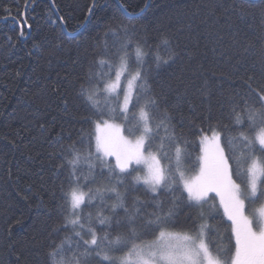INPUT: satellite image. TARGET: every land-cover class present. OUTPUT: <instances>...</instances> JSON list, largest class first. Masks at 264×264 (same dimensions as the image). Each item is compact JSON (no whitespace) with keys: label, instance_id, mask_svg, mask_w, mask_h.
<instances>
[{"label":"trees","instance_id":"1","mask_svg":"<svg viewBox=\"0 0 264 264\" xmlns=\"http://www.w3.org/2000/svg\"><path fill=\"white\" fill-rule=\"evenodd\" d=\"M121 3L129 19L121 15ZM113 16L146 28L153 44L164 34L176 53L167 65L153 68L149 83L172 115L177 134L189 141L190 155L183 159L187 173L199 167L197 129L230 127L229 97L247 92L249 84L264 88V0H0V264H46L49 234L61 223L57 204L65 176L49 154L60 152L58 134L65 148L75 144L85 150L91 142L94 150L95 117L79 94L80 84L90 70L108 71L96 63L99 59L116 63L103 47L107 40L111 54L113 45L125 39L118 30L104 36V25ZM160 54L167 52L161 48ZM95 164L92 187L103 192L107 169L101 177L99 161ZM81 165L88 174L87 164ZM120 191L129 207L133 197L143 202L141 218L166 210L173 199L161 191L158 208L143 185ZM174 196L183 199L179 191ZM214 203L219 205L217 198ZM91 211L95 218L96 209ZM185 211L181 204L170 231L192 234ZM213 214L216 219L208 223L219 249L213 254L223 259L234 253L235 239L222 208ZM66 234L71 235L53 237L59 241ZM137 234V244L155 239L140 228Z\"/></svg>","mask_w":264,"mask_h":264},{"label":"snow or ice","instance_id":"2","mask_svg":"<svg viewBox=\"0 0 264 264\" xmlns=\"http://www.w3.org/2000/svg\"><path fill=\"white\" fill-rule=\"evenodd\" d=\"M120 7L121 15L129 19L128 8L124 3ZM240 15H244L242 9ZM104 27L105 37L115 36L118 30L125 39L119 47L113 45L111 54L105 40L104 55L114 56L116 63L99 59L96 63L108 71L90 70L80 84L79 94L95 117L94 150L91 142L85 150L75 144L65 148L58 134L60 152L49 154L58 161L54 168L65 176L57 204L61 223L49 234L46 264H89L91 259L96 264H264V88L253 89L249 84L247 92L229 97L230 127L209 124L207 130L197 129L202 150L199 172L186 178L181 166L190 155L189 141L177 134L172 115L149 83L153 68L159 70L175 59L169 39L161 34L153 44L146 28L130 20L125 24L116 16ZM161 48L166 56L160 54ZM125 124L134 140L123 135ZM82 161L88 174L82 170ZM95 161H99L101 177L107 169L108 186L103 192L92 187L96 183ZM141 171L144 175L138 174ZM138 185L152 194L158 208V193L172 195L170 206L141 218L143 202L133 197L129 207L120 191ZM177 191L183 199L175 198ZM210 194L215 195L210 199ZM216 198L219 205L214 203ZM107 199L115 203L107 204ZM181 204L192 234L169 230L176 226ZM217 207L230 222L235 239L234 253L223 259L213 255V249L217 253L219 249L212 240L214 226L208 223L216 219L213 213ZM91 209H96L95 218ZM138 228L155 239L143 246L137 244ZM59 232L71 235L58 241L53 233Z\"/></svg>","mask_w":264,"mask_h":264},{"label":"rangeland","instance_id":"3","mask_svg":"<svg viewBox=\"0 0 264 264\" xmlns=\"http://www.w3.org/2000/svg\"><path fill=\"white\" fill-rule=\"evenodd\" d=\"M121 85L122 86H125L124 84H123V79H122V81H121ZM115 123H121L120 121H114ZM95 127V126H94ZM123 127H124V132H123V135L125 136V137H127L128 139H130V140H134L135 139V137L133 136V135H131L130 133H129V131H128V129H129V125H127V127H125V125H123ZM96 134H97V131H96V127H95V136H96ZM221 143H222V141H221ZM155 149H153V151H154ZM201 155H202V150H201ZM200 155V156H201ZM110 159H112L113 161H114V158H110ZM181 170L182 171H184V173H185V177L186 178H189V179H191V178H194L197 174H198V172H199V167L197 168V170L196 171H194V172H191V173H187V172H185V170H184V164H183V160H182V166H181ZM139 175H144V172L143 171H141V172H139L138 173ZM257 179L259 180L260 179V176L258 175L257 176ZM215 194H210V196H214ZM217 200L219 201V199L217 198ZM260 207V206H259ZM259 207H256V209H257V213H258V209H259ZM153 241V240H152ZM152 241H148V242H145V243H150V242H152ZM145 243H142V244H139V245H141V246H143ZM214 256H216L215 254H213Z\"/></svg>","mask_w":264,"mask_h":264}]
</instances>
